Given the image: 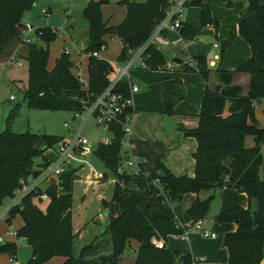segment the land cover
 Segmentation results:
<instances>
[{
    "label": "trees",
    "instance_id": "1",
    "mask_svg": "<svg viewBox=\"0 0 264 264\" xmlns=\"http://www.w3.org/2000/svg\"><path fill=\"white\" fill-rule=\"evenodd\" d=\"M172 0H144L136 2L121 0L126 8L124 19L116 25L103 21L101 6L109 0H88L83 16L88 20V42L83 52L88 54L87 88L71 71L73 62L64 51L55 59L54 67L47 68L49 43L56 30L49 26L37 27V40L26 44L23 57L27 62L28 80L23 90V99L31 109L81 111L82 101L89 102L109 83L114 70L110 62L92 55L105 43V36H118L122 50L118 60L125 61L129 49H135L146 42L154 26L164 17L165 9ZM246 12L237 21L225 44L230 45L236 34L250 47L251 55L236 62L233 70L216 69L214 72L223 86L215 89L205 87L204 97L199 106L198 125L184 128L185 136L197 141L193 153L194 175L176 176L164 166V144L159 141L131 140L133 153L145 158L140 163V173L133 177H144L147 181L159 180L162 187L158 201L171 203L187 192L198 193L211 188H230L247 197V206L234 205L213 216L217 222H232L234 231L223 235L222 246L227 250L225 264H259L264 243V181L259 175L263 162L261 146L264 142V125L259 127L254 118L255 104L264 98V3L262 0H246ZM34 0H0V55L13 43L23 42L25 22L22 15L29 10ZM187 5L200 7V23L219 28V20L212 18L205 0H189ZM229 1L226 6H231ZM177 35L193 40L199 31L181 21ZM148 69H157L165 64L164 54L153 44L144 51ZM200 77L206 82L211 71L204 56H194ZM190 70L193 67H188ZM162 69V68H161ZM235 73L249 74L246 94L232 82ZM119 88L127 93L126 80L118 82ZM160 95L166 113L184 98V87L177 80L161 81ZM15 106L8 119L16 112ZM264 114V110H263ZM112 138L109 144H97L94 155L116 178L112 200L119 201L122 186H128L129 174H118V151L122 139V128L118 123L110 126ZM253 137V146L245 147V137ZM61 137L37 134L14 133L7 128L0 132V201L13 198L20 186L19 180L35 177L39 169L48 164L44 152L55 146ZM38 158V162L35 159ZM122 185V186H121ZM59 180L50 177L45 192L48 201L44 210L31 192L21 197L20 202L7 212L9 224L17 215L22 220L17 237L25 238L31 249V256L25 264H43L53 256L64 257L60 264H119L130 240H137L134 264H194L189 253H179L166 248L169 234L182 235L175 219L152 213L150 207L136 206L110 216L100 234L82 246L74 254L73 243L77 233L73 230L70 194H60ZM147 191V190H146ZM40 192V191H39ZM209 200L196 199L188 210L192 223L202 220L208 212ZM154 240H162L163 248H157ZM16 257L18 246L15 242L0 245Z\"/></svg>",
    "mask_w": 264,
    "mask_h": 264
},
{
    "label": "rangeland",
    "instance_id": "2",
    "mask_svg": "<svg viewBox=\"0 0 264 264\" xmlns=\"http://www.w3.org/2000/svg\"><path fill=\"white\" fill-rule=\"evenodd\" d=\"M119 1L121 0H109L107 4L101 6L102 18L103 21L107 23V25H116L124 19V16L126 14V8L123 4H120ZM131 1L143 2L144 0ZM228 1H231L233 5L227 7L226 3ZM87 2L88 0H34L32 7L29 10H25L22 15V21L26 22L34 28L49 26L56 30L55 37L49 43L48 47L49 55L47 68L51 70L54 67L55 59L62 53L64 47H66L67 51L70 54V58L72 60L79 59L80 61L81 79L85 83L83 85L84 88H87L88 82V55L82 52L83 47H85L88 42L89 23L88 20L83 16V10L87 5ZM262 2L264 3V0H262ZM205 3L208 6L211 17L221 20V28L217 36L220 40V45H222V42L224 40V34L227 33V31H229L235 24L236 16H241L242 2L235 0H205ZM247 6L248 3L246 5L245 12L247 10ZM200 11L201 9L197 5L186 7L183 11L182 20L187 24L195 26L198 29L199 33L202 34V32H208L209 34L210 31L205 30L208 28H206L205 25H201L200 23ZM212 29V31H215L214 28ZM218 30L219 28L217 29V31ZM70 37H72V39H70ZM195 38L193 40H186L187 43L185 45V53L184 56H181L184 62L181 66L187 68L193 67L192 63L190 64L188 61H186L187 57L185 58V56H204V54L201 55L197 53L202 47L195 40ZM207 39L208 41H212L215 39V37L211 35L208 36ZM104 40L106 44L103 49H100L99 58L110 63L118 62V65L114 66V72L110 76L111 80H113L119 74V66H124L126 64L125 62L118 60V57L120 56L122 50V44L120 43V40L116 35H107L105 36ZM225 42L226 41H224L223 44H225ZM25 46L26 44L13 43L5 50L3 55H0V132L5 130L8 124L9 129L14 133L29 132L37 134H48L61 138H69L72 129L76 128L80 123V117H76L74 111L69 109H61L54 111L43 109H31L26 106V103L23 99V90L27 86L28 80L27 62L26 60L21 59L23 64L21 66H18L15 61H11V58L14 57L15 54H25ZM222 47L223 58L221 57L222 53L219 48V59L216 64L210 66V69L213 71L220 68L219 61L221 60H223L222 66H232V61L236 60V58H238L239 61L248 58L243 57L241 59L243 53L239 44H236L231 51L227 50V46L224 47L222 45ZM160 48L164 53L166 60L164 65H166L168 60H172L171 52L177 50V48L171 49L172 47L169 46H161ZM10 61L11 64H8V62ZM75 65L76 63L73 61V65L71 67V71L73 73L76 69ZM136 65H139V61H136ZM234 66L231 69H225V67L222 68H224L225 70H233ZM162 68L165 67L163 66ZM158 72L160 71L143 70L139 68V70L131 71L130 73L133 81L142 84V90L138 95V98L140 100L138 102L136 101L135 103L136 110L141 113L143 112V110L147 109L150 106L153 108H161L159 113V116L161 117L141 119L137 124V127L139 130H142V128L146 127L149 131H162L163 134L166 132L169 137H172L173 140L170 142L174 145L175 148L177 145H181V142L184 141V144L191 155L193 148H195L196 150L197 141L194 137L184 135L182 131L183 123L178 119L183 114L176 110V106H173L172 113H166L164 104L160 99V96H158L156 84H148V81L152 80L155 76L159 75ZM187 73L188 76L186 78V82L182 80L183 82L181 83L185 91L183 100L185 99L187 103L193 105L190 99L187 98L186 93L187 89L191 88L192 100L193 97L197 94V88L199 87V85H197V83L193 81V75H197L198 72L193 67ZM216 87L217 86H214V83L208 85V88L212 90ZM11 96H14L15 98L11 99ZM203 97L204 90L202 89V91L200 92V99L196 103L197 108H199ZM15 106L17 107L16 112L13 114L11 119H8ZM263 110L264 98H261L257 101L254 108V118L256 124L259 127H262L264 125ZM64 123H67L68 126H64ZM82 134L90 139V144L87 145L85 149L84 159L89 161L95 169L104 170L105 168L103 163H101L95 157L93 150L102 138H110V133L105 128L95 125L92 119H88L84 125ZM183 138H185V140H182ZM251 139L252 137L248 135L246 143L249 144V147L253 146L252 142H250ZM164 147L165 150L162 161L167 169H169L166 164L168 160L169 163L172 164L173 170L177 169L189 173L193 171L194 165H192L191 160H189L188 162L184 161L182 163H172L173 157L165 156V154L170 152L167 144L166 146L164 144ZM54 148L55 147H52L46 150L44 152V156L46 158H51L54 155ZM261 152L264 159V143L261 147ZM35 161L38 162V158H36ZM169 170L170 172H172L171 169ZM70 173H72V171L71 169H68L63 176L64 183L62 186V190L63 194L71 195V216L73 230L77 234L80 232L84 235L82 239H78L76 237L73 243L74 254H78L82 246L92 240L94 234H100V232H102L106 227L110 216L107 210L102 209V207L100 206V198H102V196L106 198L109 196V194L111 195L113 192V185L109 183L108 180L102 181L100 185L97 184V180H91L90 177L92 174V170L87 165H83V168L78 170V178L74 179L73 181H71ZM108 178H113L112 173H109ZM136 180L137 184L135 182L130 181L129 185L127 186V190L124 193V195L126 196H128L129 193L139 196V199L138 201H136L137 203H135L136 205L134 206L140 209L150 207L151 211L152 208H154V212L152 211V213L160 214L162 216L175 219L177 222V227H180L183 231V237L180 239H177L174 236L168 238L167 247L169 249L179 250L180 248V250H185V252H188L193 257L194 264H200V257H198V254L205 253L207 249L206 245L208 244V242H206L205 240L206 238L200 235V231L202 229L212 228L210 231H214L217 234V237L212 240V243L214 242L215 244H213L214 247L212 248L210 254L213 252L214 254L213 256L211 254V256L214 257V259H216L217 261L223 258V256L225 255L224 252H220V250L218 249L222 246L221 241L223 239V235L225 234L224 228L221 225L226 222H217L213 219V216L217 213V210L220 208L219 204L220 201H222L221 197L223 195L222 189L211 188L208 190H200L198 193L187 192L182 195V198L180 200L176 199L173 200V202L171 203L164 204L163 202L158 201L155 194V192L158 193V191L162 189L159 183L154 182L152 184L155 190L153 194L151 191L149 193L145 192L146 186H150L151 182L147 181L144 177H136ZM57 191L59 193V188L57 189ZM224 191L227 192L226 190ZM188 194L192 195L193 197V201L190 203H188L189 198L185 199L183 197L184 195ZM144 195L147 197V201L142 204V207H140V201ZM196 199L209 200L208 212L204 217L205 222L199 228L192 226L189 223L188 217V210ZM13 201V198H5L1 200L0 213L7 209V207L13 203ZM46 203L47 201L39 203L42 210H44ZM173 212L176 215H174V217L169 216L172 215ZM99 213H102L104 217L107 214L106 220H100L98 215ZM6 218L7 214L2 219H0V236L3 239V242L0 243V245L5 244L7 242H15L18 246V252L16 254V257L12 258V255L8 251L1 250L0 264H25L28 258H30L31 256V249L24 239L16 238L13 234V232H15L21 226L22 220L20 216L17 215L8 224L5 221ZM93 229L94 232L96 231L95 233L92 232ZM97 229L99 232L97 231ZM131 240L135 241L138 244L137 240ZM135 248V244L130 243L125 248L122 257L129 254L131 255ZM63 258L64 257L61 256H53L43 264H60L63 261ZM262 260L263 257L261 261ZM209 263L215 264L212 262ZM216 263L219 264L218 262Z\"/></svg>",
    "mask_w": 264,
    "mask_h": 264
},
{
    "label": "crops",
    "instance_id": "3",
    "mask_svg": "<svg viewBox=\"0 0 264 264\" xmlns=\"http://www.w3.org/2000/svg\"><path fill=\"white\" fill-rule=\"evenodd\" d=\"M235 1H241L242 2V6H241V15H242L245 12V8H246V5H247V1L246 0H235ZM219 4H221V3H219ZM191 6L186 5L185 8L186 7H191ZM184 9H183V11H184ZM183 11H182V14L180 16V20L181 21H183L182 20ZM239 17H240V15L236 16V18H235V24L232 26V28L229 31H227V33L224 34V40H223V42L228 39L229 34H230L231 30L233 29V27H235V28L237 27V21H238ZM189 25H191V24H189ZM191 26H193V25H191ZM193 27H195V26H193ZM206 28H208V29H205V30L210 31L209 34H208V32H202V34L199 33V35L195 38V40L202 47L199 50V52H197V53H199L201 55L204 54V57H206L210 52H213L214 54H217L218 55V50L220 48L221 53H222L221 54L222 55L221 57L223 58V49H222L223 47H222V45L224 47L227 46V50H230L231 51L236 44H239L241 46V51L243 53V56H241V59L243 57H246V58L247 57L248 58L250 57L251 51H250L249 45L238 34H236L233 42L230 45L223 44V42H222V45H220V40L218 39V36L217 35H218V32L220 31V28H221V20H219V30L218 31H216V32L215 31H212L213 30L212 29L213 27L210 26V25L209 26H206ZM211 35L214 36L215 39L212 40V41L211 40L208 41L207 38H208V36H211ZM167 36L170 39L175 40V43L174 44L168 45V46L169 47H172L171 49H176L177 48V50H174V51L171 52L172 60H168L167 61V63L171 64V68H166L165 67V68H162V69H153V70L160 71V72H158L159 75L158 76H155L152 80L148 81V84L149 83H155L156 84L157 93H158V96H160V99H161V95H160V83H161V81L177 80V81H180V84H181L183 81L186 82V78L188 76V73L187 72L190 71L189 68L184 67V66H181L183 64V62H184V60L181 58V56H184V53H185V45H186L187 41L185 39H183V38L178 37V35H177L176 32H168L167 33ZM70 39H72V37H70ZM214 44H216L217 46L216 47H213ZM161 46H165V45L159 44V45H157V48L162 52V50L160 48ZM168 46H165V47H168ZM15 55H18V53L15 54ZM186 57H187V60L186 61H188L190 64L192 63V66L194 67V65H193V62L195 61L193 59L194 56L188 55V56H185V58ZM21 58L24 59L23 57H21ZM175 58L181 59L183 62L181 64H175L174 61H173V59H175ZM218 59L217 60H214V64L217 63ZM73 61L74 62H78L79 59L78 60H72V62ZM237 61H239L238 58H236V60L232 61L233 62L232 66L231 65H224V66H222L223 60H221V61H219L220 68L225 67V69H231L236 64ZM87 64H88V60H87ZM140 69H143V70H151V69H145V68H140ZM222 69H224V68H222ZM130 70L131 71H137V70H139V68L138 67H135V68H132ZM130 70H129V77L123 78V80H126L127 83H128V85H129L128 80H130L131 83H135V84H137L139 86L138 92H136L135 94L132 95L133 107H132V113H131L130 139L131 140H134V141L135 140H148V141H161V142L164 141L163 143L165 144V146L167 144V146H168V148L170 150V152L167 153V154H165V156L166 157L172 156L173 157L172 163H176V162L177 163H182L184 161H187L188 162L189 160H191L192 165H194V159H193V156L192 155L195 152V148H193L192 154L190 155V152L188 151L187 147L185 146L184 141L181 142V145H177L176 148H175L174 145L170 142V141L173 140L172 137H169L166 132L163 134L162 131L161 132L149 131L146 127L142 128V130H139L138 129L137 124L139 123V121L141 119L156 118V117L159 118V117H161V116H159V113H160L161 108L160 107L153 108V107L150 106L147 109L143 110V112H141V113H139V111L136 110L135 103H136V101L138 102L140 100L138 98V95H139L140 91L142 90V84L141 83H137V82H135V81L132 80V77L130 75V73H131ZM197 75H193V81L195 83H197V85H199V87L197 88V94L193 97V100H192L191 99V94H192L191 88H188L187 89V93H186L187 98L190 99V101H191V103H193V105H191L190 103H187L185 101V99L184 100L182 99V100H180L179 102H177L175 104L176 110L179 111L181 114H183L178 119H179V121H181L183 123V127L184 128H187V129L195 128L198 125V121H199V118H198L199 108L196 107V103L200 99V92L202 91V89L205 91V87L208 86L211 83H214V86H219V85L220 86H223L222 83L218 80L217 75H216V73L213 70L210 71L209 76H208V79H207L206 82L200 77V75H198V76ZM240 80H241V83H240ZM232 82L234 84L240 85L241 88H242L241 93L242 94H246L247 88H248V84H249V74H247V73H235L233 75ZM128 91H129V87H127V93H128ZM184 93H185V91H184ZM247 136L245 137V142H244L245 147H249V144L246 143ZM189 137H191V136H189ZM182 140H185V138H183ZM250 142H252V144H253V137H252V139H251ZM93 153H94V150H93ZM184 157H185V159H184ZM166 164H167V167H169V169H171V171L173 172V174L176 175V176H179V175H187V176L192 177L194 175V168H193V171L189 173V172H185V171L177 170V169H174L173 170V166H172V164L169 163L168 160H167ZM90 165H91V163H90ZM76 166H73L71 168V171H72V173H70L71 181H73L74 179L78 178V175H77L78 170L82 169V168H78ZM77 168H78V170H76ZM104 168H105L104 170H98V169H95L93 167V169L96 172H99L102 175V178H100L99 180H97V184L100 185L102 181L108 180V182L113 185V192H114V185H115V182H116L115 175L108 168H106L105 166H104ZM109 173H112L113 178H111V179L108 178ZM126 173L132 176V178H131L130 181L135 182L137 184L136 177H133V175L136 176L134 174V169L133 168H127L126 169ZM64 174L60 177V186H59V193L60 194H63L62 186H63V183H64V178H63ZM259 175H260L261 179L264 181V159H263V162H262V164L260 166ZM91 177H92V174H91ZM126 190H127V186L123 185L122 186V192H121V198H120L119 201L112 200L113 192H112L111 195L109 194V196L106 197V198L104 196H102V198H100V204H101L100 206L102 207V209H106L107 210L109 216H116L119 212H121V211H123V210H125L127 208H130V207L136 205L135 203H137L136 201H138L139 196L138 195H133V194H130V193H129L128 196H126V195H124V193H125ZM146 190L147 191H145V192H148V193L151 191L154 194V192H155L154 187L152 186V184L150 186L147 185L146 186ZM222 190L223 191L226 190L227 192H225V191L223 192L222 191V194H223L222 197H221V200L222 201H220V204H219V207L220 208L217 210V213L220 212V211H222V210H225V209H227V208H229L231 206L236 205L235 203H239L238 205H241L243 207H245L248 204L247 197H246V195L244 193H240V192L236 191L235 189H230V188H223ZM158 193H159V191H158ZM158 193L155 192L156 198L158 196ZM236 194H239V195H236ZM183 197L185 199L186 198H189L188 199V203H190V202L193 201V197L190 194L184 195ZM146 201H147V197L144 195L142 197L141 201H140L141 202L140 207H142V204H144ZM152 211L154 212V208H152ZM172 211H174V210H172ZM98 215H99L100 220H102V221L106 220V218H107V214H106L105 217L102 215V213H99ZM174 215H176V214H174V212H173V214L172 215H169V216L174 217ZM204 222H205V218H203L202 220H200V222H198V223H192L191 220L189 219V223L192 226H195L196 228H199L200 226H202ZM176 224H177V222H176ZM221 226H223V228H224V231H225L224 233L230 232V231H234L237 228L236 225L234 223H232V222L223 223ZM211 229L212 228L205 229V230H208L209 232L215 233L214 231H210ZM97 231H98V229H97ZM92 232H94V229H93ZM97 234L98 233L94 234L93 237L95 235H97ZM83 236L84 235L82 233H80V232L77 234V238L78 239H82ZM171 236H174L177 239H180V238L183 237V235L169 234L168 235V238L171 237ZM216 237H217V234L216 233H215V236L213 238H211V237H204V238H206L205 240H206V242H208V244L206 245L207 246L206 247L207 248L206 249V252L203 253V254H198L199 255L198 257H200L199 258V263L200 264H203L205 262H207V263L212 262V263H215V264H217L216 262H218L219 264H225L227 262L228 253H227V250L223 246L219 247V249H218V250H220V252L222 251L225 254L221 260L217 261L216 259H214V257H212L213 254H214L213 252L211 253L212 256L210 254V252L212 251V248L214 247L213 244H215L214 242L212 243V240L214 238H216ZM167 241H168V239H167ZM130 243H134L135 246H136V248L138 249L139 243L137 244L135 241H132V240H130ZM166 247H167V242H166ZM136 248L133 250V252H132L131 255L129 254V255H125L124 257H122L121 260H120V262H119V264H134L135 255H136V251H137ZM167 249H169V248L167 247ZM169 250H171V249H169ZM171 251H178L179 253H182V254L188 253V252H185V250H180V248H179V250H171ZM262 254L264 255V246L262 248ZM260 264H264V256H263V260L261 261Z\"/></svg>",
    "mask_w": 264,
    "mask_h": 264
},
{
    "label": "built area",
    "instance_id": "4",
    "mask_svg": "<svg viewBox=\"0 0 264 264\" xmlns=\"http://www.w3.org/2000/svg\"><path fill=\"white\" fill-rule=\"evenodd\" d=\"M189 0H172L170 5L165 9L164 17L154 26L151 34L145 43L135 49H129L127 52V59L123 62L126 64L124 66H119V74L113 79L109 80L108 85L98 94H96L93 99L89 102L82 101L83 108L81 111H74L76 117H80V123L74 129H72L69 138H61L56 142L54 148V155L51 158H47L48 164L46 167L39 169V173L35 177H28L26 179H20V186L15 191V196L13 197V203L7 207L2 213H0V219H2L8 212V210L18 204L22 196L34 192L35 199L41 202L48 201V196L45 192L46 188L49 185L50 177H54L59 180L60 177L73 166L78 168H83V165H87L92 170V180H99L102 178V175L99 172H96L90 163L84 159L86 146L90 144V139L82 134L84 125L88 119H92L94 124L105 128L110 133V138H102L99 142L101 144L107 145L110 143L112 138V133L110 132V126L114 123H118L122 128V139L120 142V149L118 151L119 162L116 168L118 174H127V168H133L134 174L138 175L140 173L139 164L145 163L146 159L139 157L133 153L134 145L130 139V127H131V113L133 107L132 95L138 92L139 86L135 83L129 82V91L128 93L122 91L118 82L123 78L129 77V70L135 67L148 69L147 64L145 63L144 51L146 47L150 44L157 45H172L175 43V40L170 39L167 36L168 32H178V29L181 27L180 16L183 9L187 5ZM55 30V29H54ZM179 37V36H178ZM23 42L25 44L34 42L37 40L36 28L25 22V29L23 31ZM217 45L214 44L213 47ZM105 44H102L98 51L92 53L93 56L99 58L100 49H103ZM64 52L68 53L66 47H64ZM83 52V49H82ZM88 55V54H87ZM88 58V56H87ZM219 56L210 52L206 57L205 61L209 66L214 64V60H217ZM22 58H16L15 56L11 58V61H15L18 66H21ZM11 61L8 64H11ZM136 61H139V65H136ZM75 72L74 75L77 77L80 83L85 84L81 79V69L80 62H75ZM196 61L193 62L194 67H196ZM114 66L118 65L117 63H111ZM166 68H171V64L166 63L163 65ZM162 66V67H163ZM158 67L157 69H161ZM114 72V70H113ZM112 72V73H113ZM14 99V96L10 97ZM64 126H68L67 123H64ZM78 168L76 170H78ZM151 184L154 182H159L158 179L150 181ZM40 191V192H39ZM161 190H159L158 195H160ZM198 223V222H195ZM14 236L17 237V230L13 232ZM202 237H211L215 236V233L209 232L208 230L202 229L200 231ZM25 240V238L20 237ZM3 242L2 237L0 236V243ZM153 243L157 248H163L164 242L162 240H154ZM12 258H15L12 256ZM211 264V263H203Z\"/></svg>",
    "mask_w": 264,
    "mask_h": 264
},
{
    "label": "water",
    "instance_id": "5",
    "mask_svg": "<svg viewBox=\"0 0 264 264\" xmlns=\"http://www.w3.org/2000/svg\"><path fill=\"white\" fill-rule=\"evenodd\" d=\"M173 61L175 64H181L183 62L181 59H178V58L173 59ZM180 199H181V197H180Z\"/></svg>",
    "mask_w": 264,
    "mask_h": 264
}]
</instances>
